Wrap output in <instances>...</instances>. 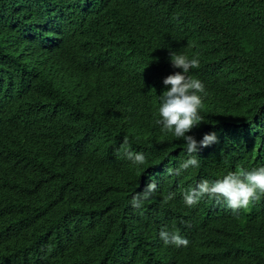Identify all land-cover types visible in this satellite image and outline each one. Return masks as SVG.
Returning a JSON list of instances; mask_svg holds the SVG:
<instances>
[{
    "label": "trees",
    "instance_id": "16d2710c",
    "mask_svg": "<svg viewBox=\"0 0 264 264\" xmlns=\"http://www.w3.org/2000/svg\"><path fill=\"white\" fill-rule=\"evenodd\" d=\"M172 52L199 59L189 75L207 93L188 135L218 139L180 176L166 170L189 158L184 141L155 124L163 80L182 72ZM78 54L83 75L66 85L59 58ZM87 84L99 92L81 94ZM125 137L145 165L126 158ZM259 167L264 0H0V264H264V196L235 213L183 200Z\"/></svg>",
    "mask_w": 264,
    "mask_h": 264
},
{
    "label": "clouds",
    "instance_id": "9594fccd",
    "mask_svg": "<svg viewBox=\"0 0 264 264\" xmlns=\"http://www.w3.org/2000/svg\"><path fill=\"white\" fill-rule=\"evenodd\" d=\"M63 44L64 42L59 45L61 51L68 46ZM71 58V62L59 58V67L65 71L63 80L66 85L73 80H79L86 66L82 55H72ZM170 62L174 68L180 69L182 72H176L163 80V84L168 90L159 97V118L155 120V124L160 126L161 132L171 134L177 140L184 141L183 147L189 158L177 168L169 167L166 170V174L169 176H180L189 168L200 167L197 153L202 148L218 143V139L215 132L205 134L199 141L194 136L188 135L194 128L203 123L204 119L201 111L204 107V97L207 95L205 86L199 79L189 75L191 69L200 67L199 59L172 52L170 53ZM99 90L98 87L91 84L79 88V92L83 95H93ZM125 145H128L127 137L124 138L122 148ZM124 155L134 165L142 166L147 163L146 157L142 153L132 152L124 148ZM156 190V182L154 180L149 182L144 187L143 192L137 193L133 197L132 207L140 208ZM261 196H264V167L255 168L251 171L240 169L236 172H229L215 182L204 179L194 188L183 192V200L187 207L196 206L202 199L208 198L217 203L223 202L234 213L239 210H248L254 202L260 200ZM174 197L175 193H169L164 197L163 202L168 203ZM159 235L165 244H172L176 247H187L189 244V241L181 237L178 231L172 233L161 231Z\"/></svg>",
    "mask_w": 264,
    "mask_h": 264
},
{
    "label": "bare ground",
    "instance_id": "6f19581e",
    "mask_svg": "<svg viewBox=\"0 0 264 264\" xmlns=\"http://www.w3.org/2000/svg\"><path fill=\"white\" fill-rule=\"evenodd\" d=\"M56 29H57V27H56ZM54 32H55V31H54ZM54 34H55V33H54ZM53 36H54V35H53ZM55 36H56V35H55ZM49 41H50V39H49ZM49 51H50V50H49ZM49 53H50V52H49ZM216 242H217V241H216ZM216 245H217V244H216ZM229 258H230V260H231L232 257H229ZM227 259H228V258H226L225 260H227ZM232 259H233V258H232ZM233 260H234V259H233ZM233 260H232V261H233ZM228 261H229V260H228ZM228 261H226V263H227ZM217 262L219 263V261H217ZM217 262H216V263H217ZM220 263H221V262H220ZM228 264H230V263H228Z\"/></svg>",
    "mask_w": 264,
    "mask_h": 264
}]
</instances>
